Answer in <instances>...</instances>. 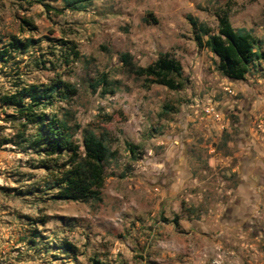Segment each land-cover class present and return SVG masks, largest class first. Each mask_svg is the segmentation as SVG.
<instances>
[{
	"label": "rangeland",
	"instance_id": "rangeland-1",
	"mask_svg": "<svg viewBox=\"0 0 264 264\" xmlns=\"http://www.w3.org/2000/svg\"><path fill=\"white\" fill-rule=\"evenodd\" d=\"M41 2L0 0V49L32 41L0 60V95L67 84L46 114L110 155L101 200H57L41 152L0 145V264H264V62L230 80L196 39L226 15L264 52V0ZM124 53L174 59L181 86L136 76ZM23 120L0 104V140Z\"/></svg>",
	"mask_w": 264,
	"mask_h": 264
},
{
	"label": "trees",
	"instance_id": "trees-1",
	"mask_svg": "<svg viewBox=\"0 0 264 264\" xmlns=\"http://www.w3.org/2000/svg\"><path fill=\"white\" fill-rule=\"evenodd\" d=\"M87 1L90 0H65V3L71 7ZM34 2L42 3L41 0ZM42 5L46 10L50 9L47 4ZM203 33L209 32L204 29ZM196 39L199 45L216 56L218 61L216 69L230 80H243L250 67L258 65L260 60L264 62V52L259 50L258 41L247 32L234 30L226 15L219 18L215 34L208 35L204 41H201L198 35ZM30 42L32 41L28 39L24 43L12 38L8 46L0 49V60L8 54V47L16 50L25 49ZM120 59L129 71L136 76H143L150 84L162 85L171 90L181 86L180 81H175L176 77H181L180 64L167 55L144 67H135L128 53L122 54ZM62 91H67V84L57 81L48 86L23 84L15 86L14 91L0 95V104L12 107L15 116L24 118L19 123V133L17 132L13 139L2 138L0 145L24 143L27 147L41 152L45 157L43 169L52 176L51 184L56 191L53 198L99 201L104 184V163L110 155L109 149L104 138L88 128L81 130L80 146L72 140L73 134L79 129L78 126H68L67 122L58 118L54 111L46 114V109L52 108L56 97H62ZM29 126L34 127V132L26 134ZM65 154L66 159L57 164V168L49 165L50 161L54 165V161Z\"/></svg>",
	"mask_w": 264,
	"mask_h": 264
}]
</instances>
